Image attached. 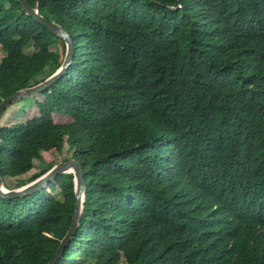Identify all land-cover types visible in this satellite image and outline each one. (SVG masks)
Returning <instances> with one entry per match:
<instances>
[{
  "label": "trees",
  "instance_id": "16d2710c",
  "mask_svg": "<svg viewBox=\"0 0 264 264\" xmlns=\"http://www.w3.org/2000/svg\"><path fill=\"white\" fill-rule=\"evenodd\" d=\"M39 11L71 36L74 59L29 99H41L33 118L0 127V174L18 179L64 144L81 164L83 212L57 264H264V0H39ZM64 54L17 0H0V103ZM73 205L70 174L0 200V264H47Z\"/></svg>",
  "mask_w": 264,
  "mask_h": 264
},
{
  "label": "water",
  "instance_id": "95a60500",
  "mask_svg": "<svg viewBox=\"0 0 264 264\" xmlns=\"http://www.w3.org/2000/svg\"><path fill=\"white\" fill-rule=\"evenodd\" d=\"M21 5L26 15L34 20L37 24L48 30L55 37L62 40L65 44V54L61 66L53 73L49 78L43 82L35 85V87L21 90L8 97L0 103V116L11 104L18 101L29 100L35 98L48 90H50L55 83H57L67 72L74 59V48L71 40V36L68 35L60 26L45 19L39 11V0L37 4L32 7L26 0H17ZM2 147V140L0 136V149ZM70 174L73 177V194L74 205L71 223L66 235L59 242L57 250L50 261L47 264H57V261L63 256L64 251L75 237L79 220L83 212V204L85 199L86 185L84 182V172L81 164L76 159H68L55 164L47 173L39 177L36 181L26 185L21 189L8 191L4 187V179L0 174V200L14 201L24 199L26 197L38 194L42 191L49 189L50 185L55 182L56 177Z\"/></svg>",
  "mask_w": 264,
  "mask_h": 264
},
{
  "label": "rangeland",
  "instance_id": "374dc122",
  "mask_svg": "<svg viewBox=\"0 0 264 264\" xmlns=\"http://www.w3.org/2000/svg\"><path fill=\"white\" fill-rule=\"evenodd\" d=\"M25 52L28 55H32L35 53V49L30 46L25 50ZM2 55H0V57ZM40 100L41 99L18 101L8 109L6 108V111L0 118V127H8L17 123H25L28 119L33 118L37 113L33 106L36 101ZM29 108L31 109L28 110ZM57 122L58 124L67 123L69 120L60 118L57 119ZM71 154L72 152L66 144L63 145L60 152H54L52 154L46 152L42 153L41 158L34 161L35 169H33L30 173L22 177H18V179H4L5 189L8 191L18 189L21 182L27 183L34 174L40 173L48 164L53 163L55 165L59 162L68 160L71 158ZM54 196L56 200L61 199L59 192L54 193ZM80 264H89V261L87 260L86 262H81ZM121 264H124L123 258L121 260Z\"/></svg>",
  "mask_w": 264,
  "mask_h": 264
}]
</instances>
